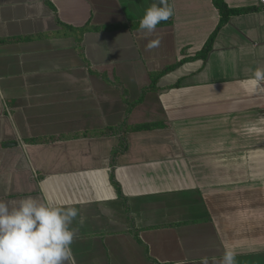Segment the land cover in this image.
I'll use <instances>...</instances> for the list:
<instances>
[{
  "label": "crops",
  "instance_id": "crops-1",
  "mask_svg": "<svg viewBox=\"0 0 264 264\" xmlns=\"http://www.w3.org/2000/svg\"><path fill=\"white\" fill-rule=\"evenodd\" d=\"M47 1L0 0V201L76 207V264H220L226 249L264 264L259 1L224 0L257 9L230 16L205 59L214 0H168L151 33L130 25L155 0ZM126 81L152 118L125 105Z\"/></svg>",
  "mask_w": 264,
  "mask_h": 264
},
{
  "label": "clouds",
  "instance_id": "clouds-1",
  "mask_svg": "<svg viewBox=\"0 0 264 264\" xmlns=\"http://www.w3.org/2000/svg\"><path fill=\"white\" fill-rule=\"evenodd\" d=\"M173 16L168 0H155L140 19L139 29L146 33ZM159 45L149 42L148 48ZM248 83L253 90L264 87V68L252 71ZM249 132H259L255 126ZM76 207L52 206L31 197L15 207L0 201V264H76L72 243L76 231L70 225L78 217ZM236 252L226 249L220 264H237ZM202 264H208L204 258Z\"/></svg>",
  "mask_w": 264,
  "mask_h": 264
},
{
  "label": "trees",
  "instance_id": "trees-1",
  "mask_svg": "<svg viewBox=\"0 0 264 264\" xmlns=\"http://www.w3.org/2000/svg\"><path fill=\"white\" fill-rule=\"evenodd\" d=\"M45 2L49 4V2L47 0H45ZM214 5L216 6V8L218 9V12L220 14L219 22H218L217 26L215 27V29L213 30V32L207 38V40L204 43L203 47L195 54V57L202 58V59H205L207 57L209 51L212 49V45H213L214 39H215L219 29L228 21L230 16L235 15V14H242V13L251 12V11H254V10L257 9V7H255V6H247V7H240V8H229L226 5L224 0H214ZM167 22H168V20L167 21H162L160 24L167 23ZM139 23L140 22L134 23V24H132L130 26L137 27V26H139ZM117 27H120V25H112V27H110V28H117ZM13 39H24V38L15 37ZM176 66H177V64L170 65V66H167V67L163 68L159 72L153 73L152 74L151 85H154L155 82L163 74H165L166 72H168L171 69L175 68ZM141 128H148V125L143 124ZM134 234H135V236H137V232L136 231H134Z\"/></svg>",
  "mask_w": 264,
  "mask_h": 264
},
{
  "label": "rangeland",
  "instance_id": "rangeland-1",
  "mask_svg": "<svg viewBox=\"0 0 264 264\" xmlns=\"http://www.w3.org/2000/svg\"><path fill=\"white\" fill-rule=\"evenodd\" d=\"M124 103L129 109L137 108L140 111H144L143 119L147 120L153 117L156 111L154 109V98L149 95L147 88L142 90L139 86L136 87L134 82L126 81L124 82ZM130 85V86H129ZM143 124H139L138 127H142ZM128 212V208H126Z\"/></svg>",
  "mask_w": 264,
  "mask_h": 264
},
{
  "label": "built area",
  "instance_id": "built-area-1",
  "mask_svg": "<svg viewBox=\"0 0 264 264\" xmlns=\"http://www.w3.org/2000/svg\"><path fill=\"white\" fill-rule=\"evenodd\" d=\"M259 1V4L262 8H264V0H258Z\"/></svg>",
  "mask_w": 264,
  "mask_h": 264
},
{
  "label": "water",
  "instance_id": "water-1",
  "mask_svg": "<svg viewBox=\"0 0 264 264\" xmlns=\"http://www.w3.org/2000/svg\"><path fill=\"white\" fill-rule=\"evenodd\" d=\"M13 145L16 144V143H12Z\"/></svg>",
  "mask_w": 264,
  "mask_h": 264
}]
</instances>
